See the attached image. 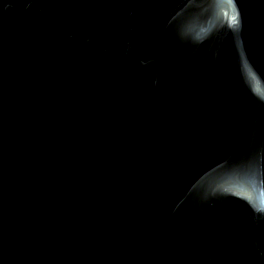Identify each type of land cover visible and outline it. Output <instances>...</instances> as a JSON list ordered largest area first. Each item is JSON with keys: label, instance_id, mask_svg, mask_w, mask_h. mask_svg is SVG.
Returning a JSON list of instances; mask_svg holds the SVG:
<instances>
[{"label": "water", "instance_id": "water-1", "mask_svg": "<svg viewBox=\"0 0 264 264\" xmlns=\"http://www.w3.org/2000/svg\"><path fill=\"white\" fill-rule=\"evenodd\" d=\"M0 264H264V0H0Z\"/></svg>", "mask_w": 264, "mask_h": 264}]
</instances>
